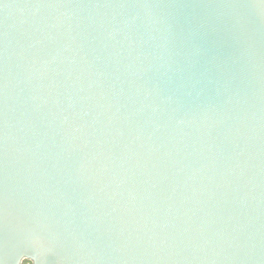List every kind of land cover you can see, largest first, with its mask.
<instances>
[{
	"label": "water",
	"instance_id": "water-1",
	"mask_svg": "<svg viewBox=\"0 0 264 264\" xmlns=\"http://www.w3.org/2000/svg\"><path fill=\"white\" fill-rule=\"evenodd\" d=\"M264 264V0H0V264Z\"/></svg>",
	"mask_w": 264,
	"mask_h": 264
},
{
	"label": "trees",
	"instance_id": "trees-1",
	"mask_svg": "<svg viewBox=\"0 0 264 264\" xmlns=\"http://www.w3.org/2000/svg\"><path fill=\"white\" fill-rule=\"evenodd\" d=\"M24 264H30V263H28V262H25Z\"/></svg>",
	"mask_w": 264,
	"mask_h": 264
}]
</instances>
